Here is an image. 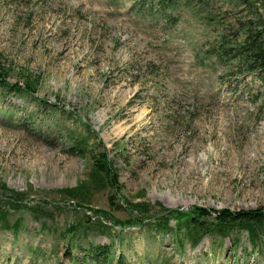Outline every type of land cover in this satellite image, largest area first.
I'll return each mask as SVG.
<instances>
[{"label":"rangeland","instance_id":"1","mask_svg":"<svg viewBox=\"0 0 264 264\" xmlns=\"http://www.w3.org/2000/svg\"><path fill=\"white\" fill-rule=\"evenodd\" d=\"M209 1L215 15L244 11ZM197 2L0 0L8 82L38 80L33 97L0 92V185L25 194L28 208L10 214L16 235L0 230V264H95L84 256L95 245L110 247L114 264H264L262 236L254 245L245 231L223 241L209 235L194 249L181 229L180 249L175 234L153 224L123 232L85 224L83 210L59 195L86 185L76 201L83 208L128 218L109 210V192L91 189L88 155L72 152L73 140L93 145L89 130L130 203L264 209V91L255 76L232 78L206 56L218 32ZM70 226L74 247L63 238Z\"/></svg>","mask_w":264,"mask_h":264},{"label":"trees","instance_id":"2","mask_svg":"<svg viewBox=\"0 0 264 264\" xmlns=\"http://www.w3.org/2000/svg\"><path fill=\"white\" fill-rule=\"evenodd\" d=\"M140 2L151 0H139ZM177 0H159L162 6L175 7ZM233 1L234 6H242L244 11L235 13L234 16H227L226 13L214 14L209 0H198L197 5L203 13V22L207 26L217 30L218 34L212 42V46L205 52L206 56L214 60L228 76L238 79L242 76L253 75L259 82L261 91H264V18L261 11H264V0H224ZM247 5V6H246ZM246 6V7H245ZM242 13H245L242 16ZM12 74L11 68L4 61L0 54V92L11 94H23L33 97L36 93L38 80L23 79L22 86L19 83H9ZM47 104L38 101V106L45 109ZM55 108V106H54ZM70 114L71 113H66ZM18 122V121H17ZM30 124V119H27ZM89 129L88 126H86ZM96 138L92 146L87 147L83 140H73L74 148L72 152L78 155H88L94 179L91 183L92 190L107 191L109 210H123L128 218L125 221H118L105 211L83 208L81 203L76 202L85 195L86 185L79 189H66L59 191L72 203L74 209H82L86 223L96 226L98 229L104 228L105 221L111 223L112 229H119L120 232L130 229H141L142 226H152L156 230L175 234V242L180 249L183 248L181 239L178 238L179 231L184 229L183 238L189 240L192 248H196L206 236L218 238L220 241L229 238L237 231L247 232L252 244L260 241V236L264 238V209L249 212H232L230 210H207L200 207L189 208L186 212L175 209H164L160 205L151 207L148 203H130L121 196L122 187L119 182L118 172L108 159V152L105 146L99 141L97 133L87 131ZM119 201L115 204L113 200ZM26 195L15 193L0 185V230H7L16 235L20 227V222L11 224L9 217L11 213L28 210ZM55 209H61L51 202ZM155 208L161 209L158 214H153ZM87 214V215H86ZM95 219L94 222L92 219ZM174 222L171 227L170 223ZM88 226V225H86ZM89 228V227H87ZM76 227L70 226L63 233V238L68 245H72V240L77 238ZM238 240H233V246L238 245ZM84 256L89 263L114 264L111 255V248L106 246H91L85 251ZM115 264H121L116 261Z\"/></svg>","mask_w":264,"mask_h":264},{"label":"bare ground","instance_id":"3","mask_svg":"<svg viewBox=\"0 0 264 264\" xmlns=\"http://www.w3.org/2000/svg\"><path fill=\"white\" fill-rule=\"evenodd\" d=\"M163 202V201H162ZM164 203V202H163Z\"/></svg>","mask_w":264,"mask_h":264}]
</instances>
